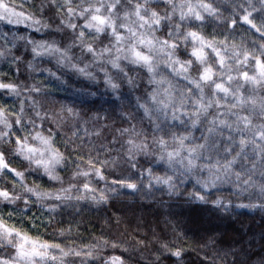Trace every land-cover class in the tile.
<instances>
[{
    "label": "clouds",
    "instance_id": "clouds-1",
    "mask_svg": "<svg viewBox=\"0 0 264 264\" xmlns=\"http://www.w3.org/2000/svg\"><path fill=\"white\" fill-rule=\"evenodd\" d=\"M0 264H264V0H0Z\"/></svg>",
    "mask_w": 264,
    "mask_h": 264
}]
</instances>
